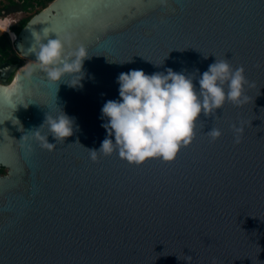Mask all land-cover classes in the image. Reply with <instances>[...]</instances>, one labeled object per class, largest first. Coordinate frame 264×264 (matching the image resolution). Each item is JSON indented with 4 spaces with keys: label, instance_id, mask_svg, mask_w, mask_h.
<instances>
[{
    "label": "water",
    "instance_id": "water-1",
    "mask_svg": "<svg viewBox=\"0 0 264 264\" xmlns=\"http://www.w3.org/2000/svg\"><path fill=\"white\" fill-rule=\"evenodd\" d=\"M32 18L16 45L31 62L0 75V264H264V0H54ZM45 33L85 46L84 75L48 78ZM216 59L243 66L246 99L202 111L174 158H91L121 71L198 85ZM62 111L73 133L56 140L44 120Z\"/></svg>",
    "mask_w": 264,
    "mask_h": 264
},
{
    "label": "clouds",
    "instance_id": "clouds-1",
    "mask_svg": "<svg viewBox=\"0 0 264 264\" xmlns=\"http://www.w3.org/2000/svg\"><path fill=\"white\" fill-rule=\"evenodd\" d=\"M34 39L39 41L35 58L49 79L62 81L65 73L83 72L84 59L89 57L85 46L66 51L68 38L50 36L49 33ZM82 76L78 83L69 84H81ZM116 80L118 98L107 99L101 107L102 126L107 135L98 149L90 148L93 149L90 156L96 159L98 152L110 154L116 151L121 158L136 163L155 156L165 160L174 158L181 144L186 145L192 140L199 114L216 112L225 100L243 103L246 99L243 89L248 82L243 66L234 67L227 59L210 63L200 74L198 85L194 84L191 75L171 67L151 73L132 68L121 71ZM45 121L56 140L73 133L74 118L64 111L55 116L46 114ZM234 128L235 140L239 142L243 128ZM208 134L216 138L221 135V129L211 127ZM45 146L51 149L54 143L47 139Z\"/></svg>",
    "mask_w": 264,
    "mask_h": 264
},
{
    "label": "trees",
    "instance_id": "trees-1",
    "mask_svg": "<svg viewBox=\"0 0 264 264\" xmlns=\"http://www.w3.org/2000/svg\"><path fill=\"white\" fill-rule=\"evenodd\" d=\"M54 0H0V17L26 12L29 15L19 21L18 24L12 25V36L17 38L28 23L33 19L32 17L45 9ZM32 12H34L32 14ZM9 32H0V75L2 72L12 65H24V59L20 55H13L15 44L13 43L11 34ZM14 79V74L8 81L1 80L2 83L10 84ZM0 173L6 175L9 170L5 167L0 168Z\"/></svg>",
    "mask_w": 264,
    "mask_h": 264
},
{
    "label": "rangeland",
    "instance_id": "rangeland-1",
    "mask_svg": "<svg viewBox=\"0 0 264 264\" xmlns=\"http://www.w3.org/2000/svg\"><path fill=\"white\" fill-rule=\"evenodd\" d=\"M50 5V4H49ZM49 5L46 7V8H48L49 7ZM44 10V9H43ZM42 10V11H43ZM34 12H32V14H33ZM29 14L28 13H26V12H18V13H14V14H11V15H8V17L10 16V18H12L13 19V21L14 22H11V25H10V27L12 26V25H15V24H18L19 23V21L21 20V19H23L24 17H26V16H28ZM7 17V16H6ZM6 17H1V18H6ZM10 27H8V28H6L5 30H3V29H1L0 30V32H12V30H10ZM11 34V37H12V40H13V38H14V36H12V33H10ZM18 40H19V35H17V38H16V41L14 42L13 41V43L15 44V50H14V56L15 55H20L21 57H23V59H24V65H27L28 63H30L31 62V60H29L28 58H26L22 53H21V51H19V49H18V47L16 46L17 45V42H18Z\"/></svg>",
    "mask_w": 264,
    "mask_h": 264
},
{
    "label": "bare ground",
    "instance_id": "bare-ground-1",
    "mask_svg": "<svg viewBox=\"0 0 264 264\" xmlns=\"http://www.w3.org/2000/svg\"><path fill=\"white\" fill-rule=\"evenodd\" d=\"M6 18H9L10 20L9 19L5 20ZM6 18H0V29L5 30L10 25V23L13 22L12 18H10V17H6ZM4 21H7L8 23L5 25L3 23Z\"/></svg>",
    "mask_w": 264,
    "mask_h": 264
},
{
    "label": "built area",
    "instance_id": "built-area-1",
    "mask_svg": "<svg viewBox=\"0 0 264 264\" xmlns=\"http://www.w3.org/2000/svg\"><path fill=\"white\" fill-rule=\"evenodd\" d=\"M8 17V16H7ZM10 17V16H9ZM1 18V17H0ZM14 22V21H13ZM1 30V29H0ZM13 41L15 42L16 41V38H13Z\"/></svg>",
    "mask_w": 264,
    "mask_h": 264
},
{
    "label": "crops",
    "instance_id": "crops-1",
    "mask_svg": "<svg viewBox=\"0 0 264 264\" xmlns=\"http://www.w3.org/2000/svg\"><path fill=\"white\" fill-rule=\"evenodd\" d=\"M7 19H9V18H6L5 20H7ZM9 20H10V19H9ZM10 22H11V21H10ZM10 25H11V23H10ZM10 25H9L8 27H10ZM8 27H7V28H8ZM6 30H7V29H6Z\"/></svg>",
    "mask_w": 264,
    "mask_h": 264
},
{
    "label": "snow or ice",
    "instance_id": "snow-or-ice-1",
    "mask_svg": "<svg viewBox=\"0 0 264 264\" xmlns=\"http://www.w3.org/2000/svg\"><path fill=\"white\" fill-rule=\"evenodd\" d=\"M187 145V144H186Z\"/></svg>",
    "mask_w": 264,
    "mask_h": 264
}]
</instances>
